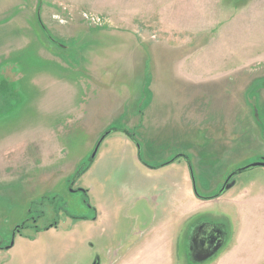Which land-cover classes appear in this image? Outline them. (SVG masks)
Segmentation results:
<instances>
[{"label": "rangeland", "instance_id": "rangeland-1", "mask_svg": "<svg viewBox=\"0 0 264 264\" xmlns=\"http://www.w3.org/2000/svg\"><path fill=\"white\" fill-rule=\"evenodd\" d=\"M261 160L264 0H0V264H112L117 232L161 219L156 184L167 263L192 264L195 217L231 234L219 264H264V168L200 199L188 167L207 198Z\"/></svg>", "mask_w": 264, "mask_h": 264}, {"label": "crops", "instance_id": "crops-1", "mask_svg": "<svg viewBox=\"0 0 264 264\" xmlns=\"http://www.w3.org/2000/svg\"><path fill=\"white\" fill-rule=\"evenodd\" d=\"M124 136L125 141H127L129 136L126 133ZM155 189L157 194L154 195V201L156 200V204L162 209L160 216L161 219L155 222V220L152 218V224L148 225L147 228L143 229L139 233H135V231L128 228L126 230H120L117 232V245L119 251L117 250L116 257H112V264L172 263V258L171 261L167 263V248L171 246L172 239L170 235L172 232L166 227L164 228V219L165 216H167V214L164 215V213L167 212V191L164 186H160L159 184H156L155 188L152 190ZM143 196H146V194ZM169 201V204H178V195H170ZM180 213H183V211L181 210ZM184 216L187 217L186 214Z\"/></svg>", "mask_w": 264, "mask_h": 264}, {"label": "flooded vegetation", "instance_id": "flooded-vegetation-1", "mask_svg": "<svg viewBox=\"0 0 264 264\" xmlns=\"http://www.w3.org/2000/svg\"><path fill=\"white\" fill-rule=\"evenodd\" d=\"M76 172H75V174H76ZM228 175H227V177H228ZM226 178H225V180H226ZM225 180L223 181L221 186L218 188L216 193L222 188ZM234 180H235V178L232 179L230 181V183ZM216 193L209 195L207 198L213 197ZM31 221H32V225H30V226L26 225V224H28L29 220H26L24 223L17 226L13 230V235L21 234L23 232V230H25L26 228H33L34 231L38 232L39 229H38L37 224H36L37 220L31 219ZM191 222H192V225H191V223L188 225L187 235H186V238L184 239V241L186 243V249H187V258H188L187 260H190V262H192V264H216L218 262L219 263L222 262L219 259H215V257L216 258L220 257L221 252L225 249V246L229 245V239L231 238V236H230L231 234L229 233V231L225 228V226L223 224H220L217 222H211L210 219H206V218H195L194 217ZM58 225H59V223L55 222L54 224L49 226L47 229H52V228L57 229ZM47 229H44V230H47ZM220 238L223 239V243L220 245V247L218 246L219 248L212 254L211 257L205 258L202 260L201 259L200 260L195 259V257L192 254V251H191V247L193 245H194V247H196V245L198 243H204V245H206L208 247V249H215L216 245H217V241Z\"/></svg>", "mask_w": 264, "mask_h": 264}, {"label": "water", "instance_id": "water-1", "mask_svg": "<svg viewBox=\"0 0 264 264\" xmlns=\"http://www.w3.org/2000/svg\"><path fill=\"white\" fill-rule=\"evenodd\" d=\"M38 21H39V24H41V26L43 27L44 29V34L47 35V38L50 40L52 39L51 36L49 35V33L47 32V30L44 28V26L42 25L41 21H40V18L38 17ZM118 130H109V131H106L99 139L98 141L96 142L94 148H93V151L91 153V156H90V162H92L97 154H98V151H99V148L100 146L102 145L103 141L110 135L112 134L113 132H116ZM138 144V143H136ZM137 148H138V156H139V145H137ZM179 158H186V155H183V154H180V155H177L175 156L172 160H170L169 162H166L162 165H160L159 167H155L154 169H159V168H163V167H166L167 165L169 164H172L174 163L177 159ZM188 167H189V173H190V177H191V181H192V186H193V192L195 194V196L197 198H200V199H215V198H218L220 197L221 195H223L225 192H227L228 190H230L234 185H235V180L232 181L230 183V181L232 179H234L237 175L243 173V172H246V171H249L251 169H254V168H264V161L261 160L260 162H256V163H253L251 165H248V166H245V167H242V168H239V169H236L234 171H232L228 177L226 178L222 188L211 198H203L201 197L198 192H197V189H196V183H195V178H194V175H193V170H192V167L190 166V164L188 163ZM82 168H80L76 174H75V177L73 178V180L71 181V184H70V189L72 192H74L72 190L73 186L75 185V182L76 180L78 179V176H79V173L81 171ZM80 192L84 193V190H79ZM14 236V235H13ZM223 243V239L220 238L218 241H217V245H216V248L215 249H208V247L206 245H204V243H198L196 245V247H194V245L191 247V251H192V254L193 256L195 257V259L197 260H202V259H205V258H209L212 256V254L220 247V245ZM13 246V242L10 244V246L7 248H11ZM219 246V247H218ZM92 264H98L97 260L95 262H93Z\"/></svg>", "mask_w": 264, "mask_h": 264}, {"label": "trees", "instance_id": "trees-1", "mask_svg": "<svg viewBox=\"0 0 264 264\" xmlns=\"http://www.w3.org/2000/svg\"><path fill=\"white\" fill-rule=\"evenodd\" d=\"M122 131H124V133H126L128 136H130L131 139H132L135 143H137V141L135 140V135H134V134H132L130 131L125 130V129L122 130ZM80 168H82V169H81V171H80V173H79L78 178H79V177L85 172L83 167H80ZM80 168H79V169H80ZM79 169H77V171H78ZM76 191H79V190H76ZM84 193H85V195H87V192H86V191H84Z\"/></svg>", "mask_w": 264, "mask_h": 264}]
</instances>
